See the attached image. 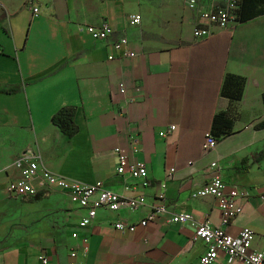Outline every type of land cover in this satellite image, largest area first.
<instances>
[{
    "label": "crops",
    "instance_id": "crops-1",
    "mask_svg": "<svg viewBox=\"0 0 264 264\" xmlns=\"http://www.w3.org/2000/svg\"><path fill=\"white\" fill-rule=\"evenodd\" d=\"M198 12L185 0H0V264H42V256L50 264H196L206 246L193 223L223 227L217 200L193 197L216 173L250 194L225 230L254 231L253 247L264 256V130L255 128L264 122V15L197 38ZM137 14L141 24L131 25ZM105 24L113 30L108 41L85 31ZM120 39L134 57L114 50ZM231 74L246 81L239 102L222 96ZM69 106L76 108L73 137L52 123ZM224 112L234 121L231 134L205 152ZM117 150L146 164L150 186L118 175ZM23 155L60 177L147 202L134 211L99 209L84 229L85 209L61 191L43 190L40 199L8 193ZM161 192L168 213L142 226ZM47 205L63 215L65 231L40 218L27 223ZM14 214L25 227L8 244ZM178 214L194 220L169 221ZM118 222L136 231L119 232ZM217 264L239 263L221 254Z\"/></svg>",
    "mask_w": 264,
    "mask_h": 264
},
{
    "label": "built area",
    "instance_id": "built-area-1",
    "mask_svg": "<svg viewBox=\"0 0 264 264\" xmlns=\"http://www.w3.org/2000/svg\"><path fill=\"white\" fill-rule=\"evenodd\" d=\"M201 0H185L186 7L190 11H198L199 21L195 28V36L197 38H209L213 35L215 28L225 30L230 24L237 22V15L241 0H203L204 8L200 9ZM141 16L132 17L131 25H140ZM85 31L97 41H108L113 34V30L106 24L101 27H85ZM127 39H120L113 44L116 52H121L125 57H134V53L127 50ZM109 60L115 58L114 55L108 57ZM124 92V89L122 90ZM175 127L172 126L170 131L173 132ZM166 132H161V136H165ZM217 147L215 137L208 133L204 140V151L210 152ZM118 151V150H117ZM119 166L116 169L118 175L128 176L139 182L143 188L150 186L147 176L148 168L144 163H130L127 157L121 155L118 151ZM15 168L19 170L20 177L9 183L8 193L17 198H27L38 196L43 190H57L67 194L70 202L82 209H85L87 215L80 221L82 228L90 226L92 221L97 217L99 209L109 211H120L121 209L137 210L144 206L147 202L145 195L138 198H126L117 193L106 189L101 182L95 184H85L84 182L71 181L67 178L55 175L53 172L45 168V165L28 155L20 156L15 162ZM213 168H217L216 164H212ZM166 182L162 183V189L166 188ZM213 196L218 202L217 206L222 212L223 221L221 228H213L208 222L193 223L195 227L196 238L201 240L206 251L199 258L196 264H217L219 256L226 254L228 257L239 264H264V256L262 253L254 249L253 244L257 238V234L248 229H242L237 235L228 234L224 227L229 226L239 215L242 214V207L238 201L247 200L250 194L245 190L229 187L222 179L219 173H216L211 182L204 188L193 194L194 198H204ZM259 197L264 201V192L259 193ZM160 202L153 208L152 213L141 222L142 226H146L147 222L152 221L156 217L168 213L165 206V194L161 192L157 198ZM192 215L178 214L172 215L169 219L172 223L186 224L193 222ZM114 227L119 232L136 231V227L131 224L115 223ZM42 264H50L49 259L45 256L40 258Z\"/></svg>",
    "mask_w": 264,
    "mask_h": 264
},
{
    "label": "trees",
    "instance_id": "trees-1",
    "mask_svg": "<svg viewBox=\"0 0 264 264\" xmlns=\"http://www.w3.org/2000/svg\"><path fill=\"white\" fill-rule=\"evenodd\" d=\"M237 15V21L239 23H245L251 21L259 16L264 15V0H241L240 8ZM245 79L241 76H235L233 74L226 77L222 96L228 98L232 102H239L242 99V95L245 89ZM5 92H13L5 91ZM264 102V94H263ZM76 117V108L64 107L56 115H54L52 123L63 134L67 136H75L78 133V127L74 120ZM234 121L228 113H220L214 118V124H212L211 134L215 137L216 141L225 138L231 134ZM257 130H264V122L256 125ZM35 199H40L41 196H34Z\"/></svg>",
    "mask_w": 264,
    "mask_h": 264
},
{
    "label": "rangeland",
    "instance_id": "rangeland-1",
    "mask_svg": "<svg viewBox=\"0 0 264 264\" xmlns=\"http://www.w3.org/2000/svg\"><path fill=\"white\" fill-rule=\"evenodd\" d=\"M46 207H47L46 211L40 212L42 215L38 214L39 217L36 216V215H33L32 218L30 217L29 220H27V223L35 222V219L37 220L38 218H40L39 221L40 222H44L45 224H47V226H50V227L54 228L56 226L60 227L62 225L61 226L62 230H64L66 227H65V220L62 219L63 215H61L60 212H58V209L53 208V205L52 206L51 205H47ZM48 209H50V210H48ZM17 215H19V212L17 213ZM17 215H15V214L12 215V218H13L12 225H13V230L14 231L12 233L13 235L11 236V238L7 240L8 244H10V243H12V241H14L13 240L14 233L19 231V230L21 231V228L25 227L24 222H22V220H20V218L15 219ZM72 237H73V235H72Z\"/></svg>",
    "mask_w": 264,
    "mask_h": 264
}]
</instances>
